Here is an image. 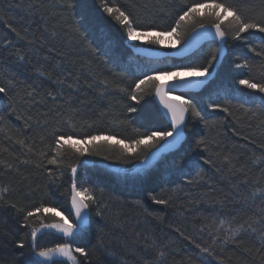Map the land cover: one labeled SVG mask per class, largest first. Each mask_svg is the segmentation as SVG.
<instances>
[{
    "label": "trees",
    "instance_id": "obj_1",
    "mask_svg": "<svg viewBox=\"0 0 264 264\" xmlns=\"http://www.w3.org/2000/svg\"><path fill=\"white\" fill-rule=\"evenodd\" d=\"M108 2L141 24L152 23L155 32H167L193 0ZM222 2L248 15L264 11V0ZM73 3L67 9L65 0H0V86L8 89L0 93V189H6L0 199V264L37 261L30 232L39 227L41 217L24 227L23 213L11 207L13 203L25 210L41 204L55 207L72 219L73 165L78 186L92 189L97 201L89 208L84 230L67 240L87 249L88 255L77 254L80 264H201L199 249L185 236L215 251L218 258L212 264H264L259 239L264 233V198H252L257 189L264 191V112L256 109L264 94L238 85L243 78L264 79V33L250 30L241 41L226 38L225 54L213 64L209 82L197 92L179 94L193 100L203 120L189 112L179 146L160 153L144 171L130 174L145 153L122 157L118 148L109 147L114 141L103 145L99 155H77L64 148L55 152V138L102 134L130 143L139 133L168 130L154 88L145 86L136 100L131 98L136 81L151 69L171 72L175 65L206 64L217 43L206 42L182 59H148L135 55L129 45L159 46L128 41L119 24L103 13L100 0ZM194 27L180 29L179 43ZM249 44L255 52L249 51ZM212 100L230 111L209 108ZM200 137L205 143L198 147ZM54 156L58 163H48ZM193 157L197 163H187ZM152 194L169 203L156 204ZM98 208L101 215L96 214ZM232 217L235 221L222 226L218 239L239 223L247 231L238 243L214 244L211 235L219 220ZM20 240L25 247L17 246ZM63 242L66 239L49 243Z\"/></svg>",
    "mask_w": 264,
    "mask_h": 264
},
{
    "label": "snow or ice",
    "instance_id": "obj_2",
    "mask_svg": "<svg viewBox=\"0 0 264 264\" xmlns=\"http://www.w3.org/2000/svg\"><path fill=\"white\" fill-rule=\"evenodd\" d=\"M64 6L67 9H72L74 7L73 0H65ZM100 6L103 13L107 14L108 17L119 24L128 41L143 40L145 43L151 45L162 43L161 37H176V42L179 43L183 39V32L180 31V29L190 25L196 26L193 28L194 34L196 33V29H199V33L205 38L211 37L213 40L221 43L224 42L229 35H231L234 40L241 41L243 40L242 34L250 30L264 33V11L259 15H248L240 8L222 2V0H203V2H195V0H193L186 10H181L180 15L175 20V24L171 26L170 31L167 32H154L152 23L149 22L145 25L135 21L130 13H127L115 3L110 4L108 0H100ZM204 20H210L212 22L211 26L208 27L201 22ZM4 23L12 32H15L18 37L20 36V33L17 32L15 28H12L7 21ZM245 43L247 42L245 41ZM4 44L10 45V41L5 40ZM248 48L249 51H256V48L250 44ZM221 51L219 46L213 50L206 64H195L193 66L175 65L173 66L174 70L171 72H160L157 69H151V74H144L142 79L136 81L135 87L132 89L131 98L136 100L138 98L137 93L143 91L145 86L154 88L155 97L158 98L159 104L170 118V123L167 125L168 130L139 133L137 138L132 139L130 143H126L124 140L117 139L114 136H104L102 134L88 135L83 139H74L72 135L65 138L64 135H60L55 138L57 148L53 149V151L58 152L67 145V147L77 155H84L85 153H95L99 155V149L103 145L108 144L109 141H114L109 147L118 148L122 157H128L130 155L137 156L143 152L145 155L141 156L142 161L145 164L149 163L150 156L154 158L155 155L168 150L183 139V126L186 121V114L190 112L194 117L203 120L201 113L197 109V105L192 99H186L185 95H175L174 93H187L190 90L198 89L205 85L208 77L211 75L213 64L218 62ZM243 65L246 67L247 61H244ZM162 75L171 76L172 80L161 81L160 77ZM8 83L11 84L12 82L9 81ZM238 85L264 94V79L254 82L252 78H243L238 80ZM7 91V87L0 86V93H6ZM122 91L125 90L122 89ZM208 107L213 110L222 109L224 112L230 111L228 107L222 106L215 100H212L208 104ZM256 109L259 112H264V95L259 96V103L256 105ZM128 111L134 112L135 109L129 107ZM205 124L207 125L206 121ZM20 143H23V141H20ZM195 143L198 147L203 145L205 143L204 138H198ZM81 144L87 145V147L82 148L80 147ZM154 148L155 152L149 153V150ZM29 150L31 151V149ZM41 155L44 154L41 153ZM201 159H203V157H201ZM48 163L57 164L58 160L54 156L48 160ZM187 163L195 165L197 161L195 157H193ZM204 163L209 164L211 161L205 159ZM71 172L73 175V182L71 184L69 199L71 204L70 215L73 219H69L68 216H65L64 213L57 208L45 207L43 204L32 210L17 208V205L14 203L11 205V207L16 208L17 212L23 213L24 227L31 226L33 217H41L39 228L31 227L30 232L32 255L41 259L40 261H29V264H49V262H52V264H80L77 254L81 257L88 255L86 248L73 247L71 242L56 243L51 247L41 246L38 243L39 236L47 230H55V232L61 234L64 239L70 240L80 234L88 224V210L91 205L97 204L96 197L92 189L78 186L75 180L77 165L71 167ZM49 174L51 175V173ZM190 182L191 181H189V183ZM5 192L6 189H0V199H3ZM257 195L264 198V191L257 189L252 193V198L255 199ZM150 198L156 204L166 205L169 203V200L158 198L155 194L150 195ZM41 209H43V213H41ZM96 214L101 215L99 208ZM45 219H51L53 222L44 223ZM234 221L235 217L229 220H219V224L216 226V234L211 235V240L214 244L220 243L223 245L228 242H239L238 238L241 233L247 231L244 223H239L235 227L224 230L223 238L218 239L222 226L226 223L231 225ZM248 228H251V224L248 225ZM255 232L256 229L252 228V233ZM181 235L183 236L184 234L181 233ZM184 238L190 240L195 244V248L199 249L197 256L200 258L201 264H212V260L218 258L215 251L210 246L202 247L201 244L196 243L192 237L185 236ZM259 239L261 246H264V233L261 234ZM17 246L23 248L25 247V242L23 240L17 241ZM200 253L205 255L200 257ZM163 255L164 253L160 252V256ZM55 257L63 259L55 261Z\"/></svg>",
    "mask_w": 264,
    "mask_h": 264
},
{
    "label": "water",
    "instance_id": "obj_3",
    "mask_svg": "<svg viewBox=\"0 0 264 264\" xmlns=\"http://www.w3.org/2000/svg\"><path fill=\"white\" fill-rule=\"evenodd\" d=\"M205 25H207L208 27L211 26V24H205ZM209 41H215L217 43V47L219 46L221 48L222 51H221V55L219 56V58H221L225 54L226 39L224 42L221 43L219 41L213 40L211 37L205 38L199 33V29H196L195 34L193 33V29H192L181 43H179L176 47L171 48V49L148 47V46H143V45H129V47L135 55H139L141 57H145L148 59L158 60V59H163L166 57L182 59V58L189 56L194 51L199 49L204 43L209 42ZM213 73H214V69L211 71V75L208 77L205 85L209 82V80L213 76ZM165 81H171V80H165ZM205 85H203L201 88L190 90L189 92H197L201 90ZM176 93H182V92H176ZM154 99L156 103L158 104L160 110L162 111L166 121L170 123V118L166 115L162 106L159 104L158 98L155 97V90H154ZM188 114H186V119L188 117ZM179 143L175 144L173 147L169 148L168 150L177 148ZM69 210H71L70 199H69ZM88 221H89V210H88Z\"/></svg>",
    "mask_w": 264,
    "mask_h": 264
},
{
    "label": "rangeland",
    "instance_id": "obj_4",
    "mask_svg": "<svg viewBox=\"0 0 264 264\" xmlns=\"http://www.w3.org/2000/svg\"><path fill=\"white\" fill-rule=\"evenodd\" d=\"M195 28V27H194ZM155 32V31H154ZM161 40H162V43H158L156 45H158L159 47H167V48H174L177 46V42H176V37H161ZM137 43L139 44H145V42L143 40H139V41H136ZM212 71V70H211ZM161 81H165V80H172V77L171 76H164L162 75L160 77ZM113 142V141H112ZM80 147L84 148L85 145L81 144ZM64 149H69L67 147V145L64 147ZM155 152V149L153 151H150L149 153H153ZM160 154V153H159ZM155 155L154 158L153 157H149V160L150 162L145 164L143 161L136 164L135 166H133L131 169L128 170V172L131 174H135V172H142L144 171L145 169L149 168L153 162L155 161V158L159 155ZM104 168L106 169H112V170H115V171H120L122 172L123 169H120V168H116L115 166H112V165H108V164H104L103 165ZM39 228V227H37ZM63 239L62 235L59 234V233H56L55 230H47L45 231L43 234H41L39 236V239H38V243L41 245V246H49L51 247L53 244L52 243H49V242H52V241H59ZM67 242V240H66ZM54 246V245H53ZM34 259H36L37 261H40L41 258L39 257H35L33 255ZM63 258H60V257H55L54 260L56 261H60L62 260ZM52 263V262H49V264Z\"/></svg>",
    "mask_w": 264,
    "mask_h": 264
}]
</instances>
